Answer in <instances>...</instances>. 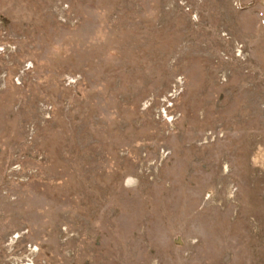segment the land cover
Returning a JSON list of instances; mask_svg holds the SVG:
<instances>
[{
    "label": "rangeland",
    "instance_id": "rangeland-1",
    "mask_svg": "<svg viewBox=\"0 0 264 264\" xmlns=\"http://www.w3.org/2000/svg\"><path fill=\"white\" fill-rule=\"evenodd\" d=\"M0 264H264V0H0Z\"/></svg>",
    "mask_w": 264,
    "mask_h": 264
}]
</instances>
